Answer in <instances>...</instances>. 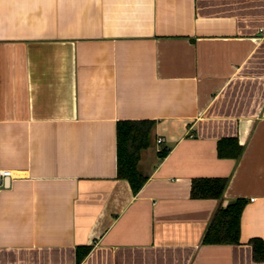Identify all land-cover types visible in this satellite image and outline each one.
<instances>
[{
    "label": "crops",
    "instance_id": "crops-1",
    "mask_svg": "<svg viewBox=\"0 0 264 264\" xmlns=\"http://www.w3.org/2000/svg\"><path fill=\"white\" fill-rule=\"evenodd\" d=\"M123 119L155 121L136 194ZM0 169V264H264V0H0ZM237 198L239 242H204Z\"/></svg>",
    "mask_w": 264,
    "mask_h": 264
},
{
    "label": "trees",
    "instance_id": "trees-1",
    "mask_svg": "<svg viewBox=\"0 0 264 264\" xmlns=\"http://www.w3.org/2000/svg\"><path fill=\"white\" fill-rule=\"evenodd\" d=\"M155 125L152 119H123L117 121V176L129 181L133 193H137L147 180V175L138 168V162L143 149L151 141ZM168 148L159 150V156H164ZM218 155L221 157H237L241 146L236 137L223 138L218 141ZM227 184L226 178H199L192 183V194L195 197L219 198ZM246 204L243 198H237L226 206L216 210L205 233L204 242L237 243L240 237V216ZM254 257L264 260V240L251 239ZM90 246L77 247L76 262L79 264L89 252Z\"/></svg>",
    "mask_w": 264,
    "mask_h": 264
},
{
    "label": "built area",
    "instance_id": "built-area-1",
    "mask_svg": "<svg viewBox=\"0 0 264 264\" xmlns=\"http://www.w3.org/2000/svg\"><path fill=\"white\" fill-rule=\"evenodd\" d=\"M161 141H162V139L158 138V142H161ZM10 175H11L10 170L0 169V187L3 186L5 177L10 176Z\"/></svg>",
    "mask_w": 264,
    "mask_h": 264
}]
</instances>
